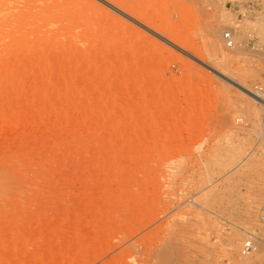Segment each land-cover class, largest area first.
Masks as SVG:
<instances>
[{
    "label": "rangeland",
    "instance_id": "rangeland-1",
    "mask_svg": "<svg viewBox=\"0 0 264 264\" xmlns=\"http://www.w3.org/2000/svg\"><path fill=\"white\" fill-rule=\"evenodd\" d=\"M19 6L0 264H264V0Z\"/></svg>",
    "mask_w": 264,
    "mask_h": 264
},
{
    "label": "bare ground",
    "instance_id": "bare-ground-1",
    "mask_svg": "<svg viewBox=\"0 0 264 264\" xmlns=\"http://www.w3.org/2000/svg\"><path fill=\"white\" fill-rule=\"evenodd\" d=\"M19 1L21 0H2V2H0V28L9 23L10 19H12L9 15V13H7L9 10V12L13 11V9H17L19 10ZM17 2V3H16ZM13 7V8H11ZM11 9V10H10ZM15 12V11H14ZM15 18V17H14ZM225 34V33H224ZM255 95V93H253ZM257 95H255L256 97ZM258 97V96H257ZM259 98V97H258ZM261 99V98H260Z\"/></svg>",
    "mask_w": 264,
    "mask_h": 264
},
{
    "label": "built area",
    "instance_id": "built-area-1",
    "mask_svg": "<svg viewBox=\"0 0 264 264\" xmlns=\"http://www.w3.org/2000/svg\"><path fill=\"white\" fill-rule=\"evenodd\" d=\"M224 40L228 46L233 45V40L231 38V34H225ZM259 220L260 223L264 225V206L262 207L260 214H259ZM256 249L255 243L251 237V234L249 235V238L246 239V241L243 244V252L246 254H250L254 252Z\"/></svg>",
    "mask_w": 264,
    "mask_h": 264
}]
</instances>
